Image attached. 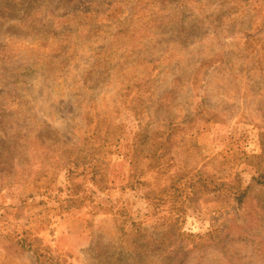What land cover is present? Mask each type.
<instances>
[{
	"label": "rangeland",
	"instance_id": "374dc122",
	"mask_svg": "<svg viewBox=\"0 0 264 264\" xmlns=\"http://www.w3.org/2000/svg\"><path fill=\"white\" fill-rule=\"evenodd\" d=\"M263 144L264 0H0V264H264V184L183 197Z\"/></svg>",
	"mask_w": 264,
	"mask_h": 264
},
{
	"label": "trees",
	"instance_id": "16d2710c",
	"mask_svg": "<svg viewBox=\"0 0 264 264\" xmlns=\"http://www.w3.org/2000/svg\"><path fill=\"white\" fill-rule=\"evenodd\" d=\"M134 146L138 147V145L136 143H134ZM3 147V146H2ZM263 151L261 154L259 155H253V156H247L246 155V159H255V162L250 163V165L253 167V172L250 178V183L245 184L243 176H242V171L243 170H237L234 174V177L232 179H230V181L226 180L227 175H224L225 172H219V176L216 177L215 175H208L205 178H203L202 176H199L198 178L191 180V186H194L195 183L198 184L201 189L197 190L194 189V192H192V197L190 195H185L183 196L184 199H188V200H193L195 199L198 194H200L201 190L204 189H209L210 192H224L222 194H220V196L223 195L224 199H228L230 198L233 202H234V208L236 210H240L242 209V206L245 204V202L247 201L249 194L251 192V186H257V185H263L264 184V144H263ZM94 150V147L88 148L86 150H84V157L83 158H61L59 161V164L62 168L65 169H69V171H71L70 168H77L78 165H85L86 168H90L92 169L91 171V175L92 178L95 176V170L96 167H94V165L92 164L93 161L95 160V158H90L93 153H91ZM223 160L222 163L223 164H229L230 161L226 158H222ZM97 160V158H96ZM48 159L46 160H42L41 161V166H40V170H43L42 167H44L45 165L48 164ZM12 177V176H10ZM26 180L24 182H31L33 181L32 177L33 176V166H31L30 170H29V174L26 175ZM39 179V177H38ZM14 183V182H13ZM182 196V194H181ZM181 236V234H179ZM28 236H31V234L29 233ZM17 244L19 245V247L23 250H33L36 255H37V260L39 261L40 264H46L48 262H52L54 264L57 263V260H55L52 256H50V253L43 248V251L46 252H41L40 250H37L36 247L32 246V242L29 240V238H17ZM43 259V261L41 260Z\"/></svg>",
	"mask_w": 264,
	"mask_h": 264
}]
</instances>
